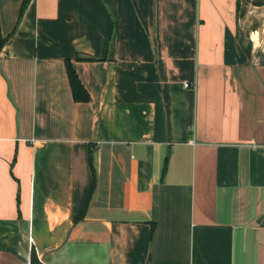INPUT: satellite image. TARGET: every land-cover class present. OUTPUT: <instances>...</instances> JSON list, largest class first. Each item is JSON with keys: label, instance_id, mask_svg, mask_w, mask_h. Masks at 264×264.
Listing matches in <instances>:
<instances>
[{"label": "crops", "instance_id": "obj_1", "mask_svg": "<svg viewBox=\"0 0 264 264\" xmlns=\"http://www.w3.org/2000/svg\"><path fill=\"white\" fill-rule=\"evenodd\" d=\"M23 3L0 0V264H264L262 0Z\"/></svg>", "mask_w": 264, "mask_h": 264}, {"label": "trees", "instance_id": "obj_2", "mask_svg": "<svg viewBox=\"0 0 264 264\" xmlns=\"http://www.w3.org/2000/svg\"><path fill=\"white\" fill-rule=\"evenodd\" d=\"M28 0H24V3L22 5V10L26 6ZM4 39L0 36V49L3 46ZM67 76L70 83L71 91L73 94V98L75 101L85 102L88 101V95L82 85L80 84L79 80L77 79V76L75 75L74 71L71 69V67L67 63ZM31 264H40L35 257L34 252L31 253Z\"/></svg>", "mask_w": 264, "mask_h": 264}, {"label": "water", "instance_id": "obj_3", "mask_svg": "<svg viewBox=\"0 0 264 264\" xmlns=\"http://www.w3.org/2000/svg\"><path fill=\"white\" fill-rule=\"evenodd\" d=\"M262 3L264 4V0H262ZM261 225L264 227V218L261 221Z\"/></svg>", "mask_w": 264, "mask_h": 264}, {"label": "built area", "instance_id": "obj_4", "mask_svg": "<svg viewBox=\"0 0 264 264\" xmlns=\"http://www.w3.org/2000/svg\"><path fill=\"white\" fill-rule=\"evenodd\" d=\"M184 87L187 88L188 87V84H184Z\"/></svg>", "mask_w": 264, "mask_h": 264}]
</instances>
